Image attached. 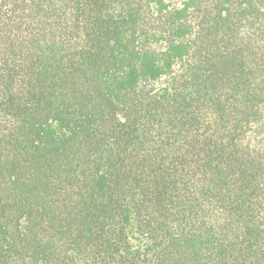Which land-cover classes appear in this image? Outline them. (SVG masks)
Instances as JSON below:
<instances>
[{
	"label": "trees",
	"instance_id": "16d2710c",
	"mask_svg": "<svg viewBox=\"0 0 264 264\" xmlns=\"http://www.w3.org/2000/svg\"><path fill=\"white\" fill-rule=\"evenodd\" d=\"M264 0H0V264H264Z\"/></svg>",
	"mask_w": 264,
	"mask_h": 264
},
{
	"label": "rangeland",
	"instance_id": "374dc122",
	"mask_svg": "<svg viewBox=\"0 0 264 264\" xmlns=\"http://www.w3.org/2000/svg\"><path fill=\"white\" fill-rule=\"evenodd\" d=\"M247 143L253 146H264V121L254 128L247 138Z\"/></svg>",
	"mask_w": 264,
	"mask_h": 264
}]
</instances>
